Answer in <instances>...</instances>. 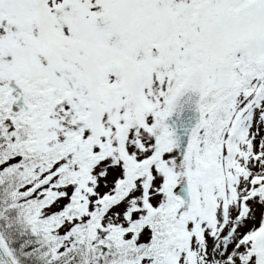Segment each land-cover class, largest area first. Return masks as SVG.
I'll use <instances>...</instances> for the list:
<instances>
[{"label": "snow or ice", "instance_id": "obj_1", "mask_svg": "<svg viewBox=\"0 0 264 264\" xmlns=\"http://www.w3.org/2000/svg\"><path fill=\"white\" fill-rule=\"evenodd\" d=\"M0 264H264V0H0Z\"/></svg>", "mask_w": 264, "mask_h": 264}]
</instances>
